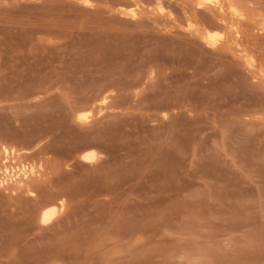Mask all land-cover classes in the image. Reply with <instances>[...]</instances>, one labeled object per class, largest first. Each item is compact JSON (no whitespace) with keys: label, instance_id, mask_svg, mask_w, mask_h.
<instances>
[{"label":"rangeland","instance_id":"1","mask_svg":"<svg viewBox=\"0 0 264 264\" xmlns=\"http://www.w3.org/2000/svg\"><path fill=\"white\" fill-rule=\"evenodd\" d=\"M211 1L0 0V264H264V0Z\"/></svg>","mask_w":264,"mask_h":264},{"label":"bare ground","instance_id":"2","mask_svg":"<svg viewBox=\"0 0 264 264\" xmlns=\"http://www.w3.org/2000/svg\"><path fill=\"white\" fill-rule=\"evenodd\" d=\"M202 3H204V4H210V3H212V1L211 0H200ZM202 7V6H201ZM208 8V7H207ZM241 27V26H240ZM9 150V149H8ZM4 153H5V151H4ZM14 153V152H13ZM5 155V154H4ZM96 155L93 153V152H90V151H88V152H84L83 154H81L80 155V158L82 159V160H84V161H86V162H94V160L96 159ZM5 163V162H4ZM26 167V166H25ZM25 167H23L22 166V168H19L18 169V171L17 172H15L13 175L12 174H10V172H8L7 171V168H6V170L4 169V172H5V174H4V177H3V179H1V181H0V184H5V183H7V182H20V181H17V180H19V179H17V178H19V177H26L27 176V172H26V168ZM29 170V169H28ZM3 172V173H4ZM34 172V171H33ZM32 173V172H31ZM30 173V174H31ZM57 211V210H56ZM58 212V211H57ZM54 214H57L56 212H55V209L54 208H48V209H45V210H43L42 212H41V214H40V216H39V222H40V224H42V225H46V224H48L52 219H53V216H54ZM55 217V216H54Z\"/></svg>","mask_w":264,"mask_h":264}]
</instances>
